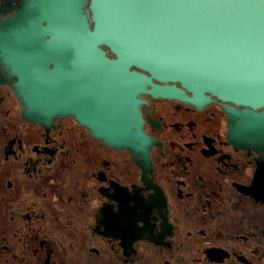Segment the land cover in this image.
Segmentation results:
<instances>
[{
	"label": "flooded vegetation",
	"instance_id": "flooded-vegetation-1",
	"mask_svg": "<svg viewBox=\"0 0 264 264\" xmlns=\"http://www.w3.org/2000/svg\"><path fill=\"white\" fill-rule=\"evenodd\" d=\"M66 75L75 113L33 120L0 61V264H264V122L139 92L144 137L108 143Z\"/></svg>",
	"mask_w": 264,
	"mask_h": 264
},
{
	"label": "water",
	"instance_id": "water-1",
	"mask_svg": "<svg viewBox=\"0 0 264 264\" xmlns=\"http://www.w3.org/2000/svg\"><path fill=\"white\" fill-rule=\"evenodd\" d=\"M0 52L28 118L75 113L61 97L66 72L93 89L83 103L97 105L108 143L144 137L139 92L196 105L212 96L244 107H226L244 126L264 122V0H21L0 19Z\"/></svg>",
	"mask_w": 264,
	"mask_h": 264
}]
</instances>
